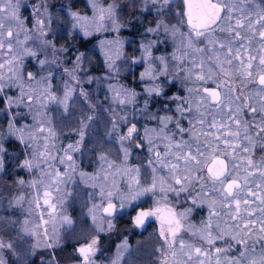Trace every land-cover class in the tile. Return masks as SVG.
I'll list each match as a JSON object with an SVG mask.
<instances>
[{"label": "snow or ice", "instance_id": "6c2138e0", "mask_svg": "<svg viewBox=\"0 0 264 264\" xmlns=\"http://www.w3.org/2000/svg\"><path fill=\"white\" fill-rule=\"evenodd\" d=\"M90 3L93 8L91 18L70 12L73 28L79 27L88 36L91 34L90 25L101 31L107 30L108 23H111L113 30L118 32L122 25L116 18V6L104 7L98 0H90ZM148 3L158 14L162 15L166 9L171 11L172 0H145V7ZM21 6L22 0H0V100L9 110L14 106L29 109L23 115H31L32 123L21 127L16 126V117L21 113L10 112L7 135L15 136L26 149H32L20 166L29 171L38 168L41 178L33 180L31 186L47 189L43 193L46 208H42L39 198L35 201L36 207L42 209L40 223L35 229L26 226L23 231L37 237L33 248H52L59 245L58 204H64L63 199H54L52 193L61 192L60 186L67 185L78 172L74 154L82 153L86 138H90L92 125L97 119L96 105L88 104V108L93 109L91 112L81 109L77 126L71 129L78 139L66 146L58 145L61 133L54 126L48 108L50 104H56L67 114L74 87L65 81L63 94L57 95L51 83L55 79L51 72L37 79L32 72L25 77L22 69L25 57L36 58L41 69L49 63L46 59H39L38 52L29 47L30 43L39 41L37 47L41 51L51 48L53 56L67 49H56L52 41L46 39L49 33L43 18H37L32 28L27 27L21 18ZM35 14L39 17V9ZM177 15L180 18L178 24L170 25L161 19L154 28L146 30L157 32L163 28L171 35L175 44L172 61L177 74H182L181 79L185 82V95L174 93L168 97V101L175 103L177 115L150 114V119L158 121L159 125L157 128L146 127L143 140L137 145H148L150 179L142 183L143 166L128 164L129 149L125 142L138 134L136 125L132 124L126 134L118 137L123 153L120 163L101 151L95 173L78 172L86 185L91 181L92 188H99L101 201L93 203L88 212L97 231H103L97 223L101 209L105 216L111 217L117 211L114 199L120 201L119 207L123 209L150 193L159 197L156 206L138 212L133 223L141 227L149 217L160 222L159 238L163 243L156 249L158 264H264V156L257 160L254 155L257 148L264 151V0L259 3L257 0H183L182 10ZM52 23L53 18L49 17V27ZM185 23L187 31L180 27ZM33 32L37 35L34 36ZM106 45L105 60L111 71L123 55L122 43L118 38L101 42L102 47ZM141 47L145 55L140 59L148 66L140 78L141 81L145 78L152 81L144 91L148 97L164 96V88L156 81L161 76L170 75L169 61L163 56L156 57L162 67L155 68V60L151 57L152 43ZM83 56L81 53L76 57L73 69H65L73 80L78 79L74 73ZM175 79L176 76H172L169 83H174ZM13 88L19 95L7 94L6 89ZM108 88L112 103L121 109L135 104L138 95L135 91L119 83L109 84ZM80 95L88 100L87 92L81 90ZM148 103L146 99L141 111L147 110ZM163 110L165 113L171 111L167 102ZM106 111L113 113L106 141L110 142L113 133L120 131L119 121L125 118H117L113 108ZM182 120H187V128L182 126ZM172 123H175V132L169 130ZM3 139L0 134V141ZM4 152L0 143V154ZM120 178L126 182L127 192L121 190ZM17 183L23 185L25 181ZM169 193L177 198L186 193L192 204L206 205L209 209L207 219L199 226L188 223L192 209L177 211L170 206ZM88 195L89 200H94V192ZM21 200L23 196L17 197L16 203ZM45 211L47 218L43 214ZM59 222L60 226L73 223L66 215H61ZM27 223L25 221V225ZM50 223L53 225L52 236L47 227ZM107 224L112 229L110 220ZM41 227L42 233L39 231ZM40 237H43V244ZM97 243L94 237L75 250L81 258L80 264H94ZM5 248L13 249V244L0 239V253ZM126 253L130 254V251L125 240L117 246L111 264H121ZM0 264H5L2 255Z\"/></svg>", "mask_w": 264, "mask_h": 264}, {"label": "rangeland", "instance_id": "374dc122", "mask_svg": "<svg viewBox=\"0 0 264 264\" xmlns=\"http://www.w3.org/2000/svg\"><path fill=\"white\" fill-rule=\"evenodd\" d=\"M34 1H35L34 5H31L29 3V0H22L21 18L24 19V16H27L29 13L33 18L32 23L34 24H35L34 21L37 18H43L45 20L46 30L49 31L50 27L47 24V21L49 17L51 18L55 17L56 19V13L50 11L47 8L48 0H34ZM141 2L145 10L151 9V12L157 14L155 19L156 23L158 20L162 19L164 20L165 23H168L170 25L178 24L180 18L177 15V13L182 10L181 0H172L171 11H168L166 9L162 15L157 13L156 8L152 7L151 3H148L147 7H145V0H141ZM259 2L260 1L257 0V3ZM157 7H159V5H157ZM36 9H39V14H40L39 17L35 14ZM45 9L47 10L46 12ZM180 27L183 31H187V27H185L184 24L180 25ZM161 29L163 30V28ZM35 35L37 34L34 32V36ZM51 35L53 39L55 33L51 32ZM156 35L158 36V34ZM161 35L163 37L160 36L159 39L156 38V40L155 38H151L150 36H148L143 39V44L147 45L151 42L152 43L151 49L157 48L158 46L164 49L169 47L170 50L166 51L161 56L166 57L168 61H170L169 63L170 75L181 76L182 74H177V70L175 68V62L172 61V53L175 47L172 37L166 33H161ZM38 43L39 41H37L36 44L30 43L29 47H32L34 50L38 52L44 53L45 58L49 59L51 54V52L49 54V49H47L46 51H41L37 47ZM161 56L154 55V53H151V57L154 60L156 57H161ZM150 84L151 83H146L143 84L142 86L145 88ZM13 89L15 90L13 96L15 97L19 95L16 92V88ZM147 98L149 97L147 96ZM71 103H72L71 107L68 110L67 114H73L74 112L80 114L81 109H84L85 108L84 106L88 105L90 103V100L85 101L84 97H82V99L80 98L77 99L76 97L74 101H72ZM19 108H26V107L20 106ZM111 108L116 110L117 118L119 117L125 118L124 120H121L118 123V127L120 131L116 133L117 134L116 136L111 137L110 142H106L108 140L107 133L111 129L113 113L107 111L108 115L105 119L101 117H97L96 123H93L92 125V132L90 133V138H86V142L82 146V153L78 152L74 154L78 166V172L83 171L86 173H95L99 167V162L97 157L101 151H104L108 155L109 159L114 160L117 163H120V161L123 159V153L121 151V146L118 142V137L119 135L127 133V130L123 131L121 127L125 126L128 120H131L133 118L132 117L127 118L128 115L127 112H125L126 108L121 109L119 106H112ZM10 112L11 111L7 109L6 106L0 107V134L4 136V139L0 141V143L2 144L5 142L6 139L10 138V136H8L6 132L7 125L5 126L3 123V120L6 118L8 114H10ZM63 112L64 109H59L57 114H64ZM74 120H75L74 116H71L69 118L58 117L55 120V124H56L55 126L57 127V130L59 132H64L63 131L64 129H67L66 131H71V129H73L75 126ZM70 121H72L73 124ZM4 129L6 130L4 131ZM75 139H78V136H76ZM59 141L57 142V144L59 143ZM73 142H75V140H73L71 143ZM8 155H9V159H11L14 156V153ZM0 157H2L1 154ZM9 159L6 158L4 160L9 161ZM25 159H27L26 154L21 156L20 160L16 163L18 168L23 173H25L24 177L19 176L18 173H16L18 169L15 168L14 165H12L14 166L13 169L14 172L12 176V180H14V182L12 183V185L7 184L6 182L0 179L1 181L0 182V239H2L5 243L11 242L13 244V249L5 248L2 251V253H0V255H2L3 259L5 260V264H10V262L11 264H80L81 258L79 257V255H78L79 258H75V256L73 255L72 259L67 260L65 262L67 255L70 253L71 254L74 253L73 252L74 250L71 251V247L66 246L65 244L69 242H74V243L76 242V244L77 243L83 244L85 242L89 243L95 237L98 241L97 247H99L98 246L99 243L102 245L101 239H105L104 235L106 231L108 232L111 231L108 228V224H107L109 220L111 221L114 227L113 234H115L116 238L113 240L114 242L110 244L109 250L103 251L102 248L100 247L96 251L95 256L93 257L94 264H111L112 259H114L116 256L117 246L122 244L125 240L128 242L127 244L129 247L130 254L129 253L125 254V257L121 261V264H123L126 261L131 264L133 259L140 261V264H158L159 253L156 251V249L163 243L159 238L160 226H157V223L155 224V222L154 223L150 222V224L145 228L144 232L141 233V235L137 234L138 237L136 239H134L133 241H129L127 239V237L129 236V232H124L121 236H119L115 221L118 218L125 219L126 217H129V215H133L134 213L142 210L143 208H146L147 210L154 208L156 206L155 201L159 197L154 195H144L123 209H120L119 207L120 201L118 199H114L113 201L116 203L117 211L113 216L107 217L104 216L100 210V213L97 218V223L101 225L103 231H97V227L93 223L92 217L89 214L88 209L92 207L93 203H100L101 197L99 195V188L98 187L92 188L90 186L91 181H89V184L86 185L81 180L78 172L73 175V179L69 181L67 185L60 186L62 189L61 192L53 191L52 193L54 199H56L57 201L60 199L64 200L63 205L58 204L59 212L57 213V217H58L57 226L60 227L59 245L52 248H47L43 246L33 248V245L36 244L37 242V237L25 234L23 229L26 226L30 229H35V226L40 223V215L42 209H38L36 207L35 201L36 199L39 198L42 208H46V206L43 205V193L47 189L44 186H38L37 188H33L31 186V182L33 180L40 179L41 175L38 168L34 169L33 171H29L27 168L21 167L20 165L23 163ZM56 163L57 166H60L58 161ZM128 164L130 166H133L130 163ZM138 165L142 166L140 163L135 164V166ZM105 167H107V165H105ZM3 169H4V165L0 167V176L2 175L3 177H5L6 171H4ZM141 169H142L141 171L145 170L144 166ZM61 171H63V166H61ZM146 172L147 171H145V175H142V183H146L147 180L150 179L149 174ZM19 180H23L25 181V183L23 185L17 183ZM109 181H111V177H109ZM119 186L123 192H127V184L123 180V178H120ZM93 192L95 193V198L94 200H89L88 194ZM69 193L71 194L69 195ZM171 194L172 193H169L170 206L175 207L177 211H184L185 209L188 208L192 209L188 217L189 220L191 215H193L194 210H200L201 213H203V211H207V212L209 211L206 205L201 206L199 202L197 204H192L191 197H189L187 194L180 195L179 198H177L175 194L173 195ZM20 196H23V200H21L19 203H16V198ZM183 200L185 201L183 202ZM4 209L7 210L2 212V210ZM43 214L45 218H47V211H45ZM61 215L68 216L73 222L72 225L64 224L60 226L59 217ZM206 219L207 217L200 218L199 220H197V218L192 219L191 217L192 224H195L197 226L200 225L202 220H206ZM25 221L28 222L27 225H25ZM47 227L49 229V235L52 236L53 225L50 223L49 225H47ZM39 231L42 233L43 227H41ZM150 235L152 237H150ZM154 240L156 244L154 242H153L154 244H151L150 241H154ZM40 241L41 244L44 243L43 237H40ZM149 247H151L155 252L154 255L149 254L147 252V256H146L145 251H147ZM56 248L58 249V252L62 253L63 255L60 256L58 259L55 254ZM64 251L66 252L64 253Z\"/></svg>", "mask_w": 264, "mask_h": 264}, {"label": "trees", "instance_id": "16d2710c", "mask_svg": "<svg viewBox=\"0 0 264 264\" xmlns=\"http://www.w3.org/2000/svg\"><path fill=\"white\" fill-rule=\"evenodd\" d=\"M99 4L101 6L107 7L109 4H114L116 6V13H117V21L122 25L119 29V31L113 30V25L111 23H108L107 30H101L97 31L95 25H90L89 31L90 35L85 36L82 29L79 27L73 28V19L70 16V12H77L81 16H87L91 18L93 16V8L90 3V0H48L47 8L50 11H53L56 13V19L53 18V23L51 24L49 28V34L46 38H48L50 41H52L53 45L56 49H62L66 48V52H60L57 56H53L52 49L49 48V59L45 58V54L38 52L39 59H46L49 61L48 64L44 66L43 69L40 68V65L38 63V60L36 58L32 57H25L24 58V65H23V73L24 76L27 77L28 72H32L36 75L37 79H39L41 76H47L49 72L53 74L55 79L51 81L53 84L55 94L62 95L63 94V88H64V82L68 81L71 83L74 87V93L72 96V99L69 101L70 107L71 102L74 101V99L77 97L82 99L80 93L81 90L88 93V100H90L89 104L96 105L94 112L96 114V117L106 118L108 115V112L106 109L111 108L112 106H118L112 103L111 97L112 93L109 91L108 88V80L106 77L109 76H128V77H140L141 73L145 71L146 67L148 66L145 64L146 62L141 60L140 58L144 55L142 53V47L143 39L150 36L151 38H158L161 35L160 31L157 32H147L146 30L148 28L155 27V19L156 15L155 13L149 11L148 9L143 8V4L141 0H98ZM29 3L31 5H34V0H29ZM43 4V2H42ZM155 16V17H154ZM25 23L27 27L32 28L34 23H32V16L28 13L27 16H24ZM35 22V21H34ZM51 32L55 33V36L52 39ZM34 35V32L32 33ZM158 34V36L156 35ZM157 36V37H156ZM163 37V36H162ZM23 38V37H21ZM119 39L122 43V53L120 59H118L115 63V66L113 70H109L106 65L105 60V52L108 51V46H101L102 41H112L114 39ZM161 47H157L154 49H151V53H156L157 51L161 50ZM114 51V49H113ZM81 53L84 54L82 60L80 61V67L77 69V71L74 73L76 77H78L77 80L71 79V76L68 75V73L65 72V69H73V67L76 65V57L79 56ZM55 61V62H53ZM133 61H138L136 63H133ZM153 67L155 65L153 64ZM157 68V67H155ZM91 79V82H89V78ZM140 80L135 81L132 83L131 81L124 82L126 85H133V87L130 89L132 91H135L138 93L136 97L135 104H130L126 108H140L144 106L145 97L146 94L143 92L141 88H139L138 84H140ZM6 92H13V90H7ZM18 93V91L16 90ZM19 94V93H18ZM2 104V100H0V105ZM69 107V109H70ZM84 110L86 111H93V109H89L88 105L84 106ZM59 109H63L62 106L56 105V104H50L48 108V113L51 117L54 118V126L55 120L58 117H71L74 116V127L77 126L79 114L74 112L73 114H57ZM125 109V108H124ZM21 113V112H18ZM58 116V117H57ZM129 117H138V120H140L139 115H128ZM4 118V117H3ZM11 119V115L8 114L6 118L3 120L4 125H8V121ZM146 122L145 120H140V122ZM72 122V121H70ZM101 122V121H100ZM99 122V124H100ZM32 119L31 115H18L16 117V124L17 125H25V124H31ZM96 123V120L95 122ZM73 124V122H72ZM67 129H64V132H60V141L58 145L63 144L67 145V143H71L73 140H76V136L71 131H66ZM109 132V131H108ZM116 133H113V137L116 136ZM18 142L19 140L12 136L7 139V144H12L11 141ZM137 143H134V151L137 156L140 155L139 147L136 145ZM9 150L17 149L18 155L23 156L26 154L27 157L30 156L31 149H26L24 145H14L7 147ZM264 156V151L260 150L258 148V157L259 159ZM6 159V157H5ZM128 163L136 164L140 163L136 159H128ZM11 164V163H10ZM141 164V163H140ZM142 165V164H141ZM61 168V166H58ZM142 170V169H141ZM7 178V179H6ZM0 179L7 184L12 185L14 180L10 178L9 176L3 177L0 176ZM1 182V181H0ZM13 187V186H12ZM7 209L2 210L5 211ZM126 220V219H125ZM124 219L119 218L116 224V228L118 230L119 236H121L124 232H128L124 230L125 228L132 229L133 223L130 222V225H125L122 222L125 221ZM123 229V230H122ZM111 231H106L104 237H111V239H115V234H113L114 227L110 229ZM141 235V233H140ZM150 237H152L150 235ZM103 238V237H102ZM155 239V238H154ZM105 239H101V242ZM109 241H105L103 246L106 244H111ZM155 241H150L151 244H154ZM76 242H69L65 244L66 246L71 247V251L74 250ZM104 251V250H103ZM66 251H64L65 253ZM70 252V251H68ZM74 253H70L67 255L65 262L67 260L72 259L73 255L75 258H79L77 252L74 250ZM147 252L149 254L154 255V250L149 247L147 251H145V255L147 256ZM56 256L57 259L60 256H63L62 253L58 252V249L56 248ZM33 259V258H32ZM61 260V259H60ZM35 262V259H34ZM123 264H130L129 262H124ZM131 264H140V261L133 259Z\"/></svg>", "mask_w": 264, "mask_h": 264}, {"label": "flooded vegetation", "instance_id": "af4514ba", "mask_svg": "<svg viewBox=\"0 0 264 264\" xmlns=\"http://www.w3.org/2000/svg\"><path fill=\"white\" fill-rule=\"evenodd\" d=\"M260 1V0H259ZM182 2V1H181ZM185 27H187L186 23L184 24ZM160 33H165L162 29H160ZM168 34V33H166ZM169 36H171L170 34H168ZM170 50L169 47L167 48H161V50L157 51L154 55H162L163 53H165L166 51ZM170 63V61H169ZM154 64L156 65L155 67L157 68H160L162 67L160 65V62L158 60H156L154 62ZM172 76L173 75H169V76H161L158 81H156V83H159L161 84V86L164 88V91L166 93V95L164 96H160V97H149L147 98V96L145 97V100L147 99L149 101L148 103V108L146 111H141L142 109H144V106L143 107H140V108H126L125 109V112H127V115H139L141 116L140 117V120H145L146 122H140V120H138V117H133V119L131 120H128V122L125 124V126L121 127V129H123V131H126L128 127L132 126V124H135L136 127H137V130H138V134L135 135V138L132 139L131 141H127L125 146L129 149V157L131 159H136L137 158V161L140 162L142 164V166H144L145 170L141 171L142 172V175H145V171H147L146 173L149 174L150 176V169L147 168V163H148V159L150 157V153L148 151V145L146 143H144V146L143 147H139V152H140V155L137 156L135 151L133 150L135 145L134 143H137L136 145L140 144L143 140V137H144V129L147 127V128H157L158 125H159V122L156 121V120H152L150 119V114L152 113H155V114H158V115H172L175 117V115H177L175 113V103L174 102H170L168 101V97L169 96H172L174 93H179L180 95H185V89L183 87V85L185 84V82L181 79V76H176V79L174 81V83H169V81L172 79ZM111 78L107 79L108 80V85L109 84H122L124 86H126L128 89H131L133 87V85H126L124 82L126 81H131L132 83H134L135 81H138L140 80L141 81V78L140 77H128V76H123V77H120V76H110ZM146 83H152V81L148 80L147 78H145L144 81L140 82V84H138L139 88H141L143 90V92L145 93L144 91V87L142 86L143 84H146ZM107 85V86H108ZM214 86V85H212ZM14 89H12L13 91ZM15 91V90H14ZM8 95H11L13 96L14 93L12 92H7ZM146 94V93H145ZM17 95V94H15ZM147 95V94H146ZM168 103V107L169 109H171V111L165 113L164 110H163V105L165 103ZM2 106H5L4 105V102L2 100V104L0 105V107ZM11 113H17V112H21L23 114L25 113H28L29 112V109L28 108H16V107H13L11 110ZM182 123V126L187 128L188 127V122L187 120H182L181 121ZM17 127H21L23 125H17ZM8 127V125H7ZM4 128V127H3ZM6 129H4L5 131ZM169 130L170 131H173L175 132L176 131V128H175V123H172L169 125ZM7 132V130H6ZM12 137V136H10ZM15 137V136H14ZM180 137L177 136V139H179ZM185 138H187V136H185ZM7 139L5 140V142L3 143L4 144V148H5V152L1 154L2 156V159L4 161L3 165H4V171H6V176H9L10 178H12L13 176V172H14V166L15 168H17L18 170L16 171V173H18L19 176L21 177H24L25 173H23L19 168L18 166L16 165V163L20 160V157L18 154V150L17 149H13V150H9L7 147L8 146H13L14 145H23L21 144L19 141L16 142V141H11L12 144H7ZM32 151V149H31ZM11 153H14V156L9 159V155L8 154H11ZM31 154V152H29ZM254 155H255V158L257 160H259V157H258V148L255 150L254 152ZM8 158L9 161H5L4 159ZM26 158H28L26 156ZM11 163V164H10ZM14 165V166H12ZM133 166H135V164H132ZM12 166V167H11ZM20 178V177H19ZM145 195H152V194H145ZM173 195V194H171ZM181 195H186V193H182ZM185 200H183L184 202ZM144 210H147L146 208H143L142 210L140 211H144ZM140 211H137L136 213H134L133 215H129V217H126L122 223L125 224V225H130V222L133 223V218L137 215L138 212ZM5 213V212H4ZM207 213V214H206ZM115 214V213H114ZM113 214V215H114ZM112 215V216H113ZM208 215V212L207 211H203V213H201L200 210H194V213L193 215H191L192 219H195L197 218V220H199L200 218H205L207 217ZM191 217H190V220L188 218V223H191L192 224V221H191ZM119 219V218H118ZM115 222H117V220ZM150 222L154 223L155 224L157 223V226H160V222L155 218V217H149L147 218L146 222L144 223V225L139 228V227H136L133 223V228L130 229V228H125L124 230L128 229L127 231L129 232V236L127 237V239L129 241H133L134 239H136L138 237L137 234H140V233H143L145 228L150 224ZM198 223V222H197ZM111 240L110 242L113 243V239H111V237H105V240L102 241V245L98 244L99 247H97V250L101 247L102 250H109L110 249V245L109 244H106L103 246L104 242L105 241H109ZM155 241V240H154ZM128 243V242H127ZM87 244V242L83 243V244H75V247H74V250L77 249L78 246H81V245H85ZM156 244V242H155ZM11 264V262H10Z\"/></svg>", "mask_w": 264, "mask_h": 264}, {"label": "water", "instance_id": "95a60500", "mask_svg": "<svg viewBox=\"0 0 264 264\" xmlns=\"http://www.w3.org/2000/svg\"><path fill=\"white\" fill-rule=\"evenodd\" d=\"M182 2H183V0H181ZM214 87V86H213ZM114 202V201H113ZM115 203V202H114ZM105 204H106V202H105ZM116 204V203H115ZM101 213L104 215V213H103V211H102V209H101ZM105 216V215H104ZM108 217V216H107ZM147 220V219H146ZM146 220H145V222H146ZM142 227V226H141ZM141 227H139V228H141ZM82 246V245H81ZM78 247H80V246H78ZM77 247V248H78Z\"/></svg>", "mask_w": 264, "mask_h": 264}]
</instances>
